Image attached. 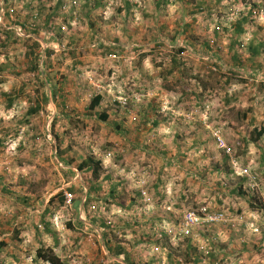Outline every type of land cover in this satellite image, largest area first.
<instances>
[{
	"label": "rangeland",
	"instance_id": "rangeland-1",
	"mask_svg": "<svg viewBox=\"0 0 264 264\" xmlns=\"http://www.w3.org/2000/svg\"><path fill=\"white\" fill-rule=\"evenodd\" d=\"M59 1L0 0V264H264V0Z\"/></svg>",
	"mask_w": 264,
	"mask_h": 264
},
{
	"label": "trees",
	"instance_id": "trees-1",
	"mask_svg": "<svg viewBox=\"0 0 264 264\" xmlns=\"http://www.w3.org/2000/svg\"><path fill=\"white\" fill-rule=\"evenodd\" d=\"M41 1L42 0H39L40 2V5L41 4ZM125 1V5H128V9L131 8V5H133L132 3H130V1L128 0H124ZM88 3L86 4V6L88 7L90 5V0L87 1ZM30 5H33V1H30L29 2ZM64 5V2L63 0L59 1L58 3V10L61 9ZM94 5H98V6H101L103 5V1L102 0H98L95 2ZM98 6H95V7H98ZM41 11V10H40ZM42 12H39V16H42ZM251 14V13H250ZM51 17H52V14L51 15H48V18H47V23L50 22L51 20ZM248 22V17H243V19L241 21L238 22L237 26H236V31L238 33V35H242V33H244V27L243 24ZM23 27L25 25H22ZM38 31H39V28H37L33 34H38ZM35 46L37 47V49H41V45L39 42H35ZM262 48H264V42H250L249 45H248V51L250 52L251 56L255 57V56H259L261 54V51H262ZM48 54V49H45V50H42V55L45 56V54ZM253 57V58H254ZM102 100H103V97L101 95H96L95 97H93V99L91 100V103L90 105L87 107L88 108V111H90L91 113L95 114L96 115V110L101 106V103H102ZM231 101V100H230ZM38 109L34 110V112H37ZM100 116L101 120L103 121H107L109 116L107 114H100L98 115ZM154 124H158L157 122H154ZM254 132H255V136L252 137V141L253 142H256L258 140H260L263 136H264V127H258V128H255L254 129ZM224 160L227 162L229 159L226 156H224ZM103 168V165H102V162L95 159L93 156H90L89 158L85 159L81 165L78 166V170L80 172H82V179L84 182H88L91 186H90V189H89V192L91 191H96L98 185V180L100 178V172ZM233 171L232 170H229L227 172V174H231ZM71 192H74L73 189L70 190ZM60 196V195H59ZM88 198L86 199V206L89 204V201H87ZM25 202H27V200H25ZM60 202L62 205L65 204V200L63 198V196H60ZM88 203V204H87ZM193 240L192 237H188L187 238V241L188 243L191 245V241ZM192 246V245H191ZM191 249V247H190ZM113 255H115L116 257H120V256H125V263L127 264H133L131 263L130 261V258L128 256V253L126 251L125 248H123L122 246H118L116 249L113 250ZM36 260L37 261H42L46 264H66L64 261H62V259L55 253L54 249L53 248H47V249H39L36 253ZM171 258V256H170Z\"/></svg>",
	"mask_w": 264,
	"mask_h": 264
},
{
	"label": "built area",
	"instance_id": "built-area-1",
	"mask_svg": "<svg viewBox=\"0 0 264 264\" xmlns=\"http://www.w3.org/2000/svg\"><path fill=\"white\" fill-rule=\"evenodd\" d=\"M222 147L226 145L222 144ZM230 152V151H228ZM73 194L65 192V203L71 205L73 202ZM231 217L223 211H210L207 207H201L197 211H187L181 220L177 219V226L180 227V236L186 238L193 237L195 235L194 230L198 229L201 225L207 224H228L231 222ZM173 230V229H172ZM174 231V230H173Z\"/></svg>",
	"mask_w": 264,
	"mask_h": 264
},
{
	"label": "crops",
	"instance_id": "crops-1",
	"mask_svg": "<svg viewBox=\"0 0 264 264\" xmlns=\"http://www.w3.org/2000/svg\"><path fill=\"white\" fill-rule=\"evenodd\" d=\"M3 13V12H2ZM245 29H247V27L245 28ZM253 42H255V43H257V42H261V40H256V39H253L252 40V43ZM248 50V49H247ZM264 63H262L261 62V57H259V59H256V63H255V66L258 68V70H260V69H262V65H263ZM255 71H257V70H255ZM217 248L220 250V252H222L223 253V255L227 258V257H230V255L233 253L232 251H230L231 249V246H229V245H217ZM216 248V249H217ZM242 252H240L239 254H241ZM213 254H215L216 255V257L218 256V253H214L213 252ZM238 262H241V258L239 257V260H238Z\"/></svg>",
	"mask_w": 264,
	"mask_h": 264
}]
</instances>
